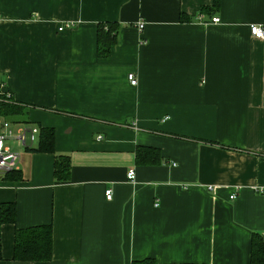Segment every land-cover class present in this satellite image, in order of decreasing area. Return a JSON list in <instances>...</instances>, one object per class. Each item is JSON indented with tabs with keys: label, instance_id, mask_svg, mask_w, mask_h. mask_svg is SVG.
Wrapping results in <instances>:
<instances>
[{
	"label": "crops",
	"instance_id": "obj_1",
	"mask_svg": "<svg viewBox=\"0 0 264 264\" xmlns=\"http://www.w3.org/2000/svg\"><path fill=\"white\" fill-rule=\"evenodd\" d=\"M253 23L264 0H0V78L27 106L12 128L55 131L52 152L7 142L20 178L0 179V204H17L0 264H252L264 234ZM102 25L117 28L105 57ZM37 226L53 228L52 260L14 261L16 229Z\"/></svg>",
	"mask_w": 264,
	"mask_h": 264
},
{
	"label": "trees",
	"instance_id": "obj_2",
	"mask_svg": "<svg viewBox=\"0 0 264 264\" xmlns=\"http://www.w3.org/2000/svg\"><path fill=\"white\" fill-rule=\"evenodd\" d=\"M117 41V28L113 25L105 31L100 26L98 36V53L105 57L109 55L111 47ZM24 104L14 102L0 104V117L6 119L24 116L26 112ZM38 147H27V151L52 152L55 144V131L52 128H39ZM71 164L68 156H56L55 177L58 182H67L70 177ZM7 179L18 180L17 170L6 175ZM17 223V204L15 202L0 204V261L2 258L1 230L4 225ZM53 257V228L52 226H37L28 229H16L14 261L19 262H49ZM252 264H264V237L255 236L252 242Z\"/></svg>",
	"mask_w": 264,
	"mask_h": 264
},
{
	"label": "built area",
	"instance_id": "obj_3",
	"mask_svg": "<svg viewBox=\"0 0 264 264\" xmlns=\"http://www.w3.org/2000/svg\"><path fill=\"white\" fill-rule=\"evenodd\" d=\"M220 19L217 16H211L206 22L219 23ZM66 26H60V30H64ZM140 28L143 24L140 23ZM249 31L251 35L264 39V25L260 24H250ZM128 81L132 86H136L137 81L133 74L127 76ZM0 102L11 103V95L6 90V83L0 78ZM14 122L6 119L0 118V179L6 178V175L14 170L18 169L19 154L16 153L12 146L7 144L8 141L16 143L25 149L27 147H34L38 140L39 128L19 124L16 130L12 128ZM127 180L133 182L135 180V171L130 169L127 173ZM257 193L264 195V188H258ZM106 199L111 201L114 197V192L112 189H108L105 193ZM235 196H231L232 200ZM264 237V234L262 235Z\"/></svg>",
	"mask_w": 264,
	"mask_h": 264
},
{
	"label": "rangeland",
	"instance_id": "obj_4",
	"mask_svg": "<svg viewBox=\"0 0 264 264\" xmlns=\"http://www.w3.org/2000/svg\"><path fill=\"white\" fill-rule=\"evenodd\" d=\"M0 104H1V102H0ZM15 147H17V146H15ZM19 150H21V149L19 148Z\"/></svg>",
	"mask_w": 264,
	"mask_h": 264
}]
</instances>
